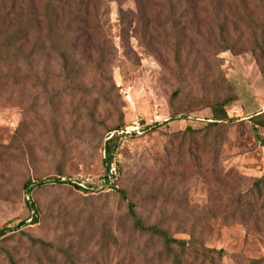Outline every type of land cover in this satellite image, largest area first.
Here are the masks:
<instances>
[{"label": "rangeland", "instance_id": "374dc122", "mask_svg": "<svg viewBox=\"0 0 264 264\" xmlns=\"http://www.w3.org/2000/svg\"><path fill=\"white\" fill-rule=\"evenodd\" d=\"M97 7L87 55L118 97L104 96L98 75L82 82L89 93L73 92L47 43L31 59L0 62V228L24 221L0 238V264H171L156 238L133 228L129 201L147 224L223 250L213 264H264V191L255 187L264 179V0ZM227 83L234 120L211 124L207 104ZM119 107L107 180L103 147Z\"/></svg>", "mask_w": 264, "mask_h": 264}, {"label": "trees", "instance_id": "16d2710c", "mask_svg": "<svg viewBox=\"0 0 264 264\" xmlns=\"http://www.w3.org/2000/svg\"><path fill=\"white\" fill-rule=\"evenodd\" d=\"M208 1L214 2V8L218 9L229 1L245 2L246 0ZM97 8V0H0V62L5 63L12 58L31 59L34 47L47 43L50 49L57 54L65 79L72 84L76 82L75 86L70 87L73 92L89 93L92 90L91 87H87L82 82L89 76L95 78L98 75V83L104 96L115 93L118 97V86L112 77L102 72L98 74L97 64L91 63L89 61L91 55H87L92 50V33L100 27L99 22H96ZM120 16L122 17V14ZM30 40L33 47L26 54L25 45ZM256 46L259 48L260 54L264 55V45L256 43ZM11 48L14 50L12 51ZM225 49L228 50L230 47L225 46ZM81 55L87 57L84 58ZM94 68L96 70H93ZM226 89L227 94L225 93L221 98L207 104L212 112L211 124L228 123L234 120L228 116L226 108L237 97L229 83H227ZM179 93L180 89L178 88L172 96L176 97ZM115 114V125L107 130L109 134L103 147L105 153L103 162L107 180L111 174L110 168L114 163L116 151L120 146L121 133L119 132L124 127L122 107L115 109ZM261 114L264 115V110L256 116ZM256 123L264 127V121L258 120ZM157 125L154 123L149 128H156ZM112 131L114 132L112 133ZM184 132L192 134L197 133L198 130L186 127ZM52 181L64 183L57 178ZM45 182L39 180L36 185H42ZM255 187L260 193L264 191V179L258 178L255 181ZM28 188L29 185L26 187L27 191L30 190ZM122 196H126L124 191H122ZM134 208V203L129 201L128 214L132 219L133 228L150 238H156L162 245V252L171 264H187L188 259L199 261L201 264H213L216 258L221 259L224 256L223 250L208 247L199 237L191 235L189 238H178L174 237L161 223L147 224L137 215ZM33 220V223L37 222V218L34 217ZM23 224L24 221L14 226L6 225L0 228V238ZM34 240L43 245L50 244L41 239Z\"/></svg>", "mask_w": 264, "mask_h": 264}, {"label": "built area", "instance_id": "2783aa9c", "mask_svg": "<svg viewBox=\"0 0 264 264\" xmlns=\"http://www.w3.org/2000/svg\"><path fill=\"white\" fill-rule=\"evenodd\" d=\"M114 170H115V166L112 164L111 168H110V171L113 172Z\"/></svg>", "mask_w": 264, "mask_h": 264}]
</instances>
